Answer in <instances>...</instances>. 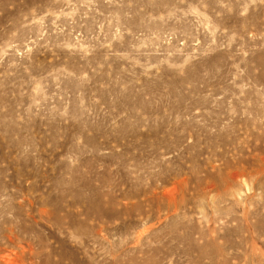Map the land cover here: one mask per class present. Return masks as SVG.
Instances as JSON below:
<instances>
[{
  "label": "rangeland",
  "instance_id": "obj_1",
  "mask_svg": "<svg viewBox=\"0 0 264 264\" xmlns=\"http://www.w3.org/2000/svg\"><path fill=\"white\" fill-rule=\"evenodd\" d=\"M0 264H264V0H0Z\"/></svg>",
  "mask_w": 264,
  "mask_h": 264
}]
</instances>
